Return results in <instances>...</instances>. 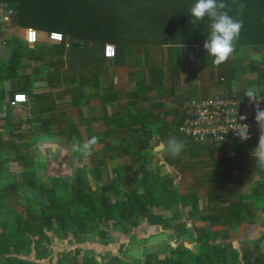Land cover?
Listing matches in <instances>:
<instances>
[{
  "label": "crops",
  "instance_id": "crops-1",
  "mask_svg": "<svg viewBox=\"0 0 264 264\" xmlns=\"http://www.w3.org/2000/svg\"><path fill=\"white\" fill-rule=\"evenodd\" d=\"M138 10L131 6L122 12L119 38L107 41L87 36L66 37L64 43H55L48 39L49 30L40 31L36 47L46 46L47 56L23 58L17 65L16 74L10 77L4 70L5 75L0 78V84L8 80L16 93L22 92L29 97V103L25 105H8V114L20 115L25 110L31 125L36 127L32 136L51 140L62 149L58 158L50 160L52 164L62 165L57 167L59 170H89L100 180L116 178L129 167L132 170L129 175L133 176L137 168L133 169V165L142 155L141 142L148 139L151 149L145 154L151 153L159 174L176 178L181 193L198 195L194 190L197 183L189 181L185 185L183 175L177 170L179 159L160 148L161 144L169 136H175L184 141L188 154L198 156L197 148L201 146L196 147L199 144L178 132L183 100L187 97L208 98L224 91L245 95L247 90L255 89L257 94L264 93V48L236 46L235 51L252 49L246 65L241 61L238 64L235 60L229 61L233 58L230 57L217 66L204 49V43L191 37L194 32L178 29V25L172 29L149 23L145 16L135 15ZM13 18L6 21L0 15V24L8 29L6 38L24 41L27 28L16 27ZM4 43H0L1 63L7 60L6 56L11 57L13 50ZM106 44L115 46V59L104 57ZM253 55L261 57L255 60ZM1 66L2 69L6 67ZM92 136L99 137V144L92 155L85 158L73 144ZM217 185L215 183L205 191L203 200L198 196L199 209L210 204L215 207L213 214L218 218L216 211L219 208L242 199L252 219L239 227L246 224V238L256 239L261 224L253 222V209L259 208L255 207L249 194L227 200ZM214 187L217 193L211 195ZM187 209L191 210L190 207Z\"/></svg>",
  "mask_w": 264,
  "mask_h": 264
},
{
  "label": "trees",
  "instance_id": "trees-1",
  "mask_svg": "<svg viewBox=\"0 0 264 264\" xmlns=\"http://www.w3.org/2000/svg\"><path fill=\"white\" fill-rule=\"evenodd\" d=\"M0 1L8 2L16 10L13 18L15 26L34 28L39 32H61L65 38L88 36L102 41L119 38L121 13L129 10L131 6H134L135 10L140 9L135 15H141L140 18L145 16L149 23H157L160 27L166 25L172 29H175V25H178V29H189L194 32L191 37H196L203 43L210 31V21L207 17L195 25L190 23V8L195 0ZM225 2L232 8L230 15L243 20V28L236 46L264 48V0ZM239 3L246 5L243 13L237 9L236 5ZM7 44L13 49L12 55L5 69H2L0 63V78L5 75L4 70L10 77L16 74L17 65L23 58L33 59L37 56L41 59L47 56L46 46L30 49L26 42L14 37L8 39ZM141 143L139 150L142 155L138 153L140 155L137 158V168L132 179H127L129 184L125 190H122L124 186L119 178L97 186L85 177L82 170L70 181L63 182L64 194L55 191L56 184L46 188L30 180L20 192L21 200L26 201L27 208L18 212L10 201V194L20 191L19 184H6L0 188V264H35L10 256L11 248L16 245L15 240H20V246L25 250L39 251L49 245L54 239L53 236L61 240L70 237L81 240L84 235L106 239L109 232L128 234L147 221L152 224L164 223L165 212L173 206H188L191 210L190 216L186 218L193 216L201 207L198 195L181 193L176 178L161 176L158 170L150 169L148 165L151 158L148 153L145 154L151 149L148 139ZM18 157L23 171L31 169L32 164L25 162V156ZM211 193L216 195L217 189L212 188ZM249 198L255 207L259 208L258 203L264 198V180L257 182ZM170 200L175 202L171 203ZM155 209L161 211L159 216H154ZM216 213H219L217 223L221 220L227 221L232 231H236L241 223L252 219L251 212L242 199L226 208H219ZM111 221H114L112 229ZM188 226L185 223L183 231L193 234L192 231L188 232ZM194 242L199 247L196 253L184 247H167L163 255L159 252L150 253L144 264H264V252L258 254L253 241H245L238 250L231 246L232 240L226 236L213 237L211 233L201 232ZM63 261L65 260H59L58 264H64ZM81 264L99 263L86 257ZM100 264L139 263H130L119 256L111 255Z\"/></svg>",
  "mask_w": 264,
  "mask_h": 264
},
{
  "label": "rangeland",
  "instance_id": "rangeland-1",
  "mask_svg": "<svg viewBox=\"0 0 264 264\" xmlns=\"http://www.w3.org/2000/svg\"><path fill=\"white\" fill-rule=\"evenodd\" d=\"M2 25L1 23L0 43L7 42L9 39L6 38L8 29ZM241 49L234 51L231 56L233 58L229 61L235 60L237 64L241 61L243 65H246L245 63L249 61L248 57L252 49ZM251 53L253 52L251 51ZM6 57L7 60H4V63L0 62L4 66L10 58L9 55ZM253 57L257 60L261 56L257 55L255 57L253 55ZM14 94H16V89H14L11 82L7 80V82L0 84V159L2 162L0 166V188H3L6 184H19L18 190L20 191L10 194V201L18 212H22L27 206L26 201L21 200L20 192L26 186V182L34 180L37 184H42L46 188L56 184L54 186L56 187L55 191L58 194H64L62 191L63 182L70 181L79 170L76 168H74V171H70V168L69 171L59 170L57 167H62L61 164L50 162L51 158H58L57 155L61 154L62 149L53 145L51 140L32 136V131L36 127L31 125V120H29L25 110L20 115H15L16 113L8 114V105L12 107L10 103L11 99H14ZM22 117L26 119H22ZM199 146L201 147L200 149L197 148L198 156L196 157L188 154L187 147L184 148L181 155L178 156L180 165L177 170L183 175L185 185L189 181L197 183L194 190H197L198 196L202 200L205 197V191H208L210 186L215 183L218 184L220 192L225 193L227 200H231L237 199L240 194H250L257 182L264 180V170L255 167V163L250 156V147L247 148L249 151L244 152L242 147L232 140L196 145V147ZM18 155L25 156V162L32 164L33 167L23 171L19 165L21 160ZM148 157L151 158V153H148ZM150 161L148 167L157 170L152 158ZM137 163L138 161L134 163L133 169L137 166ZM126 171L119 172V176L113 178H119L124 186L122 190L128 187L129 183L126 179H132V176L129 175L132 174L130 167ZM84 172L85 177L90 181L92 180V183L97 186H103L113 181V179L108 180L107 178L100 180L99 176L97 178L93 171ZM17 180H20V182ZM181 190L185 192L184 187ZM170 201L171 203L175 202L174 200ZM258 204L259 209H253L255 210L253 222L261 224L256 239L246 238L244 233L246 224L239 227L236 232H231V226H228L226 221L221 220L217 223V214H213L215 207L210 204L202 206L199 209L200 211L197 210L188 219H186L187 216H190L188 206L186 208L173 206L165 212L164 223L152 224L147 221L128 234H112L109 232L106 239L94 235H84L81 240L73 237L61 240L53 236L54 239L49 242V245L39 251L25 250L20 246V240H15L16 245L11 248L10 256L22 258L35 264H58L61 259L66 261H63L64 264H81L84 258L88 257L100 264L113 255L119 256L130 263L144 264L150 253L159 252L163 255V251L167 247H184L195 253L198 252L199 247L194 241L198 239L201 232L211 233L213 237L223 238L227 236L232 239L231 246L238 250L241 249V245L247 239L254 240L253 242L257 246L256 252L260 254L264 252V198ZM249 206H252L251 203H249ZM211 207L213 208L211 209ZM153 213L154 216H159L161 211L155 209ZM185 223L189 225L188 232L192 231L193 234L183 231ZM113 224L114 221H111V229ZM240 235L245 237L240 238Z\"/></svg>",
  "mask_w": 264,
  "mask_h": 264
},
{
  "label": "built area",
  "instance_id": "built-area-1",
  "mask_svg": "<svg viewBox=\"0 0 264 264\" xmlns=\"http://www.w3.org/2000/svg\"><path fill=\"white\" fill-rule=\"evenodd\" d=\"M16 10L8 2L0 1V15L6 21L12 20ZM48 39L55 43H63L65 37L59 32L50 31ZM24 41L35 48L40 41V32L34 28H27ZM104 57L113 60L116 57V48L112 44L104 47ZM10 105L17 107L29 103V97L19 92L13 95ZM260 107L264 108V95H259ZM247 114L246 121L250 126V139L240 141L231 127L239 121L241 115ZM255 106L249 103L245 95L224 91L208 98L187 97L182 103V120L178 132L195 144H210L232 140L240 145L244 152L249 151L258 143L259 129L255 121Z\"/></svg>",
  "mask_w": 264,
  "mask_h": 264
},
{
  "label": "clouds",
  "instance_id": "clouds-1",
  "mask_svg": "<svg viewBox=\"0 0 264 264\" xmlns=\"http://www.w3.org/2000/svg\"><path fill=\"white\" fill-rule=\"evenodd\" d=\"M236 6L240 13H243L246 8L243 3ZM231 11L232 8L225 0H195L190 8V23L193 25L203 21L206 17L210 21L208 25L210 31L203 47L209 56L214 58V63L217 66L225 63L233 55L236 42L243 28V20L230 15ZM245 96L249 99V103L255 106V121L259 129L258 143L250 150V156L255 163V167L264 170V108L260 107L262 99L258 98L255 89L247 90ZM247 118V114L241 115L239 121L231 127L240 141L250 139V126L247 123L240 122L246 121ZM98 144L99 137L92 136L83 142H75L73 148L85 158H88ZM161 148L173 158H176L181 155L185 143L178 137L169 136L166 141L162 142Z\"/></svg>",
  "mask_w": 264,
  "mask_h": 264
},
{
  "label": "water",
  "instance_id": "water-1",
  "mask_svg": "<svg viewBox=\"0 0 264 264\" xmlns=\"http://www.w3.org/2000/svg\"><path fill=\"white\" fill-rule=\"evenodd\" d=\"M161 148V147H160Z\"/></svg>",
  "mask_w": 264,
  "mask_h": 264
}]
</instances>
